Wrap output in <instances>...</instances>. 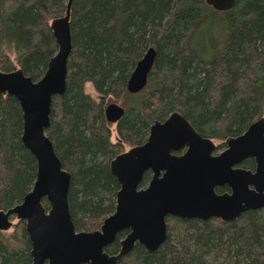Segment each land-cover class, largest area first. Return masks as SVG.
Wrapping results in <instances>:
<instances>
[{
  "label": "trees",
  "instance_id": "obj_1",
  "mask_svg": "<svg viewBox=\"0 0 264 264\" xmlns=\"http://www.w3.org/2000/svg\"><path fill=\"white\" fill-rule=\"evenodd\" d=\"M66 2L0 0L1 71L20 68L33 80L43 75L57 49L50 23L64 15ZM69 20L66 87L52 99L46 134L71 175L67 199L78 231L98 228L113 212L119 185L109 163L125 146L142 144L155 120L178 111L202 136L224 140L264 115V0H235L225 10L205 0H72ZM150 46L155 59L147 84L129 93L130 73ZM85 83L98 100L85 93ZM111 100L125 111L114 125L115 142L104 116ZM21 133L17 100L0 94V210L20 203L35 180L36 162ZM244 166L252 168L253 159ZM257 211L236 221L199 223L196 250L168 238L156 252L136 244L117 264H206L203 252L212 246H228L234 264H264ZM29 250L22 220L13 231H0V264H29Z\"/></svg>",
  "mask_w": 264,
  "mask_h": 264
},
{
  "label": "water",
  "instance_id": "obj_2",
  "mask_svg": "<svg viewBox=\"0 0 264 264\" xmlns=\"http://www.w3.org/2000/svg\"><path fill=\"white\" fill-rule=\"evenodd\" d=\"M71 1L66 2L64 15L50 23L57 49L39 79L33 80L20 68L0 70V94L17 100L22 112L21 143L36 162L31 189L20 203L0 210V230L10 228L11 217L24 220L32 264H114L135 244L155 251L166 239L165 218L169 215L201 219L214 216L227 221L243 211L264 208V116L241 134L228 137L225 150L211 156L213 142L201 137L189 121L174 111L165 120L150 125L143 144L111 159L109 168L119 189L115 209L102 220L99 229H75L67 199L71 175L62 167L46 134L52 99L62 95L66 87ZM205 2L216 10H225L235 0ZM154 59L155 49L150 46L130 73L128 92L137 93L146 86ZM124 112L115 102L104 108L109 123H116ZM185 146L187 150L182 155L175 154ZM246 158L254 159L253 172L233 167ZM148 170L152 177L146 187L140 188ZM225 185L229 193L214 192V187ZM122 230L128 232L120 240L119 252L106 254L103 248Z\"/></svg>",
  "mask_w": 264,
  "mask_h": 264
},
{
  "label": "flooded vegetation",
  "instance_id": "obj_3",
  "mask_svg": "<svg viewBox=\"0 0 264 264\" xmlns=\"http://www.w3.org/2000/svg\"><path fill=\"white\" fill-rule=\"evenodd\" d=\"M106 106V105H105ZM105 106H104V108H105ZM178 112V111H177ZM171 114V113H170ZM169 114V115H170ZM181 114V113H180ZM168 115V116H169ZM182 115V114H181ZM105 116V115H104ZM167 116V117H168ZM183 116V115H182ZM166 117V118H167ZM184 117V116H183ZM165 118V119H166ZM185 118V117H184ZM164 119V120H165ZM186 119V118H185ZM187 120V119H186ZM155 121H158V120H155ZM154 121V122H155ZM163 121V120H162ZM188 121V120H187ZM118 122V121H117ZM116 122V123H117ZM153 122V123H154ZM116 123H112V124H116ZM190 123V122H189ZM193 127V126H192ZM194 128V127H193ZM195 129V128H194ZM196 130V129H195ZM196 132H198L197 130H196ZM148 134H149V132H148ZM198 134L201 136V137H203V138H209V137H206V136H202L199 132H198ZM148 137V136H147ZM228 138V137H227ZM226 138V139H227ZM117 139V138H116ZM212 142H213V144H214V149L212 150V152L210 153V155L211 156H218L220 153H222L224 150H225V148H226V145H225V140L226 139H224V140H219L220 141V143H215L214 142V139L213 138H209ZM146 140H147V138H146ZM145 140V141H146ZM215 140H218V139H215ZM144 141V142H145ZM143 142V143H144ZM142 143V144H143ZM139 145H141V144H139ZM134 146H136V145H134ZM131 147H133V146H131ZM130 148V147H129ZM128 148V149H129ZM187 150V147L185 146V147H183V148H181L180 149V151H178V152H175V154L176 155H182L185 151ZM124 151H126V150H124ZM123 151V152H124ZM122 153V152H121ZM120 154V153H119ZM118 155V154H117ZM116 156V155H115ZM114 156V157H115ZM113 157V158H114ZM112 158V159H113ZM249 159H253V158H246V159H244V160H242L240 163H238V164H235V165H233V167L234 168H242V169H245V170H250V171H254L255 170V162H254V166L252 167V168H246L245 166H244V164H245V162L247 161V160H249ZM253 161H254V159H253ZM149 174V177H148V181L144 184V185H139V187L140 188H144V187H146V185L148 184V182H149V180L151 179V177H152V172L150 171V170H148V171H146V172H144V174H143V176L145 175V174ZM142 180H143V177H142ZM141 180V181H142ZM141 184V183H140ZM214 192L216 193V194H222V193H224V192H227V193H229L230 192V188L228 187V186H216V187H214ZM115 209V208H114ZM255 210H257V209H249V210H247V211H243L238 217H236V218H234V219H232V220H227V221H224V220H222V219H220L219 217H214V216H212V217H208V218H206V219H201V218H198V217H194V218H181V217H176V216H173V215H169V216H167L166 218H165V222H166V239H165V241L155 250V251H153V252H156L167 240H168V238H170V234H169V232L171 231V227L173 226V225H176V226H178V225H180V224H183L184 226L183 227H186L187 229H188V227H192L193 229H195V227L197 226V225H199V223H205V222H207V221H212L214 224H221V223H223V222H231V221H236V220H238L239 218H241V216L244 214V213H248V212H250V211H255ZM114 211V210H113ZM112 213V212H111ZM110 213V214H111ZM109 214V215H110ZM108 216V215H107ZM12 218H15V217H11V221H12ZM16 219V218H15ZM17 220V222L14 224L13 222H12V225L10 226V228L9 229H11L12 227L14 228V226L15 225H17V223H18V221L19 220H22V219H16ZM23 222H24V220H22ZM188 222H190L189 224H188ZM102 223V222H101ZM101 225V224H100ZM100 227V226H99ZM99 227L98 228H96V229H94V230H97V229H99ZM9 229H7V230H9ZM24 229H25V222H24ZM7 230H0V231H7ZM196 230V229H195ZM78 231V230H77ZM79 231H81V230H79ZM82 231H93V230H82ZM25 232H26V230H25ZM120 232H123V236H122V238H120L119 240H118V242H117V245H116V247H113L112 246V244H114V242L116 241V239H117V237H118V234L120 233ZM119 233H117V235H116V238L111 242V243H109L108 245H106L104 248H103V251L106 253V254H108V255H116L118 252H119V250H120V240L121 239H123L124 237H125V235L127 234V232H128V230H122V231H120ZM26 235H27V233H26ZM27 238H28V235H27ZM28 240H29V238H28ZM29 243H30V241H29ZM136 245V244H135ZM138 245H140V244H138ZM141 246V248L143 249V250H145V251H147L145 248H144V246H142V245H140ZM134 248V247H133ZM132 248V249H133ZM30 251H31V243H30V250H29V264H32V256H31V254H30ZM132 251V250H131ZM130 251V252H131ZM129 252V253H130ZM147 252H150V251H147ZM129 253H127L125 256H123V257H121L120 259H118L117 261H116V263H114V264H117L121 259H123V258H125Z\"/></svg>",
  "mask_w": 264,
  "mask_h": 264
},
{
  "label": "rangeland",
  "instance_id": "obj_4",
  "mask_svg": "<svg viewBox=\"0 0 264 264\" xmlns=\"http://www.w3.org/2000/svg\"><path fill=\"white\" fill-rule=\"evenodd\" d=\"M9 54L14 62V54L12 51L9 50ZM84 91L85 93L89 94L91 98H93L94 100H98L99 99V94L94 90V88L92 87L91 83H85L84 86ZM111 102H115L119 105H121L120 101L117 100H111V101H107L105 105L111 103ZM264 116V115H263ZM115 124L109 123L110 129H111V135H110V140L112 142L116 141V133H115V129L114 126ZM215 143H220L219 140H215ZM129 147L125 146V150H127ZM48 208V207H47ZM258 218H259V222L263 224L264 226V208L259 209L258 211ZM12 222L15 224L17 222V220L15 218H12ZM183 224H180L178 226L173 225L171 227V231L169 232L170 234V239L172 242H174L176 244L177 247L181 248L182 245L187 244L188 247L190 248V250H196L197 247L195 246V238H196V232L193 230L192 227H188V229L186 227H183ZM13 227L9 230H7V232H11L13 231ZM264 233V231H263ZM226 235L223 236V239H226ZM11 244L15 247H20L21 242L19 240H11L10 241ZM231 252V251H230ZM233 252V251H232ZM203 259L206 262V264H234L232 259L229 256V247L228 246H223L222 249L219 250V248L212 246L209 249H205L203 252ZM17 264H24V261L22 260L21 262H17Z\"/></svg>",
  "mask_w": 264,
  "mask_h": 264
},
{
  "label": "bare ground",
  "instance_id": "obj_5",
  "mask_svg": "<svg viewBox=\"0 0 264 264\" xmlns=\"http://www.w3.org/2000/svg\"><path fill=\"white\" fill-rule=\"evenodd\" d=\"M130 93V92H129ZM121 106V105H120Z\"/></svg>",
  "mask_w": 264,
  "mask_h": 264
}]
</instances>
